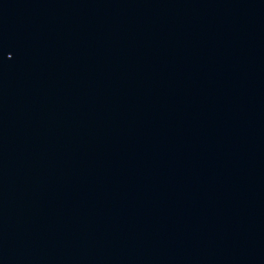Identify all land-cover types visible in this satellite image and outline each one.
<instances>
[{"label":"water","instance_id":"95a60500","mask_svg":"<svg viewBox=\"0 0 264 264\" xmlns=\"http://www.w3.org/2000/svg\"><path fill=\"white\" fill-rule=\"evenodd\" d=\"M0 264H264V0H0Z\"/></svg>","mask_w":264,"mask_h":264}]
</instances>
